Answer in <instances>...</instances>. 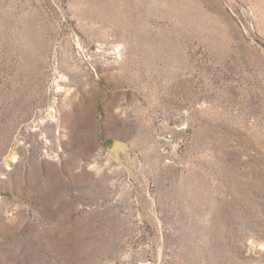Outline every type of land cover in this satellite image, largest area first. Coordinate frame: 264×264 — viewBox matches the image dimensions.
I'll return each instance as SVG.
<instances>
[{"label":"rangeland","instance_id":"1","mask_svg":"<svg viewBox=\"0 0 264 264\" xmlns=\"http://www.w3.org/2000/svg\"><path fill=\"white\" fill-rule=\"evenodd\" d=\"M0 264H264V0H0Z\"/></svg>","mask_w":264,"mask_h":264}]
</instances>
